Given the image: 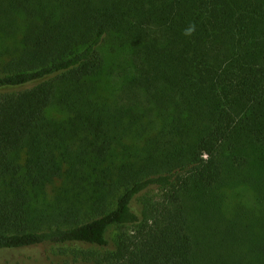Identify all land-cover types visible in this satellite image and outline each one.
Masks as SVG:
<instances>
[{"label": "trees", "instance_id": "16d2710c", "mask_svg": "<svg viewBox=\"0 0 264 264\" xmlns=\"http://www.w3.org/2000/svg\"><path fill=\"white\" fill-rule=\"evenodd\" d=\"M108 54L124 72L109 104L94 91ZM79 132L90 150L68 161ZM242 182L257 215L225 219ZM42 246L97 264H264V0H0V251Z\"/></svg>", "mask_w": 264, "mask_h": 264}, {"label": "rangeland", "instance_id": "374dc122", "mask_svg": "<svg viewBox=\"0 0 264 264\" xmlns=\"http://www.w3.org/2000/svg\"><path fill=\"white\" fill-rule=\"evenodd\" d=\"M5 38H7V40L10 42V37L8 35H5ZM113 57L116 58L115 55ZM113 57L111 54H108L106 56V63L104 64L105 66L102 72L98 76H96L95 80L97 81H94V91L98 96V101L100 102V99H102L103 102H106L108 104L115 101V98L117 96L118 84H120V80L122 79L121 75H124V72L120 75L118 73L113 74L114 70H117L119 68L117 66L118 63L116 65V61ZM64 110L65 109L61 108L60 106L55 105L49 111L48 116L53 120V122H56L58 125H60L64 121H66L68 117V114H65ZM142 120L139 121L142 122ZM141 122H138L137 126L140 127ZM79 136L84 137V133H78V136L75 137L76 140H74L75 143H72L70 141L69 135L66 137L69 144V152L66 155L68 161L73 160L72 158L75 156L76 152L80 153L81 151H84L86 149L90 150L89 147L82 148L86 143L85 141L81 144V146H78L80 143V141L78 140ZM126 140L128 139H125V142H122V146L118 147L114 152V159H124L127 157V152H133V146H130V142L133 143V138L132 141ZM135 142H137L136 138ZM121 147H123V149ZM137 148L135 149L136 151ZM259 154L260 153L258 151H249L248 155L249 158L251 157L250 161L255 166L258 165ZM68 167V164H62V168L64 171H66ZM238 178L242 179L241 176H238ZM86 185L87 184H85L84 186ZM65 187L66 184L64 179L55 181L52 186H49L46 189L45 193L41 197V200H44L45 202L53 201V197L56 194L60 193L61 189H64ZM221 211L222 217L225 219H232L236 214L242 215L243 221L252 219V217L257 215L255 189L245 182L232 186L227 184L224 190ZM38 248V251L34 249V251L32 252L22 251L12 253L9 251H0V264H97L93 261H87L83 258L72 256L70 253L63 254L61 252H57L54 249L50 250L48 247L42 246Z\"/></svg>", "mask_w": 264, "mask_h": 264}, {"label": "clouds", "instance_id": "9594fccd", "mask_svg": "<svg viewBox=\"0 0 264 264\" xmlns=\"http://www.w3.org/2000/svg\"><path fill=\"white\" fill-rule=\"evenodd\" d=\"M195 31V26L194 25H190L187 29H185L184 34L185 35H192Z\"/></svg>", "mask_w": 264, "mask_h": 264}]
</instances>
